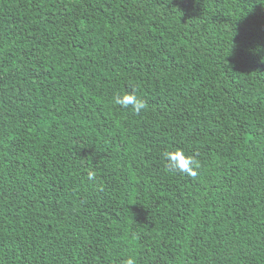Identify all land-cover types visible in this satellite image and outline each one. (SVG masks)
Here are the masks:
<instances>
[{"label":"trees","instance_id":"trees-1","mask_svg":"<svg viewBox=\"0 0 264 264\" xmlns=\"http://www.w3.org/2000/svg\"><path fill=\"white\" fill-rule=\"evenodd\" d=\"M129 257L264 264V0H0V264Z\"/></svg>","mask_w":264,"mask_h":264},{"label":"clouds","instance_id":"clouds-1","mask_svg":"<svg viewBox=\"0 0 264 264\" xmlns=\"http://www.w3.org/2000/svg\"><path fill=\"white\" fill-rule=\"evenodd\" d=\"M114 103L121 106L122 108H128L131 106L132 111L137 114L147 109L146 102L143 99L137 97L134 92L124 93L114 97ZM163 158L169 171L187 175L192 178L197 177L199 174L198 170L201 167L200 162L195 156L186 155L182 149L166 151L163 153ZM87 178L89 181L95 182L97 179L96 172L89 170L87 173ZM126 264H136V261L134 258L129 257L126 261Z\"/></svg>","mask_w":264,"mask_h":264}]
</instances>
